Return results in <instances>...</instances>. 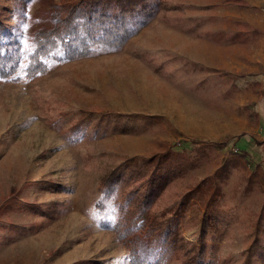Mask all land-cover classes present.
Segmentation results:
<instances>
[{
    "label": "rangeland",
    "instance_id": "374dc122",
    "mask_svg": "<svg viewBox=\"0 0 264 264\" xmlns=\"http://www.w3.org/2000/svg\"><path fill=\"white\" fill-rule=\"evenodd\" d=\"M166 3L119 50L50 60L32 77L20 68L23 59L10 78H0V264H129L125 246L103 224L105 212L95 207L102 174L123 158L151 157L164 143L194 153L203 141L224 140L168 181L160 208L246 151L247 169L220 174L228 217L223 231L206 238L215 264L243 262L247 224L264 200L263 188L242 190L248 169L261 161L264 170V0ZM51 10L39 0H0V19L25 46L35 29L51 25ZM187 17L201 31L229 34L240 20L252 37L216 43L185 30L180 19ZM91 111L126 116L104 123ZM132 176L126 186L142 187ZM184 220L181 235L196 242L198 225ZM175 258L166 264H180ZM254 264H264V253Z\"/></svg>",
    "mask_w": 264,
    "mask_h": 264
},
{
    "label": "trees",
    "instance_id": "16d2710c",
    "mask_svg": "<svg viewBox=\"0 0 264 264\" xmlns=\"http://www.w3.org/2000/svg\"><path fill=\"white\" fill-rule=\"evenodd\" d=\"M39 1L52 6L51 25L35 29L28 46L22 42L19 32L11 30L0 19L2 79L10 78L19 69L23 59L26 63L20 68L27 77H32L45 70L50 60L64 62L108 50H119L138 23L144 24L160 9L168 8L166 0ZM228 1L239 6L247 4L246 0ZM180 20L185 30L201 33L216 43H246L252 37L248 30H243L247 24L240 20L234 21L240 29L233 34L223 30L201 31L200 23L193 17ZM91 113L87 112L88 116H97L104 123L117 122L116 119L126 116L99 115L95 111ZM98 123V127L104 126V123ZM99 130L104 129L97 128L96 132ZM224 141H203L193 147L194 153L185 148L173 149L164 143L161 144V150L155 151L151 157L144 159L137 155L123 158L102 174L99 180L100 197L95 207L105 212L107 217L103 224L112 229L118 242L125 246L129 264H166L173 256L180 260V264H215L210 255L212 245L206 242V238L223 231V220L228 217V212L220 202L223 192L219 177L232 167L247 169L248 153L241 151L230 155L211 174L201 177L196 183H187L181 197L162 208L167 200L161 199L160 194L168 181L198 165L201 158L207 155L208 148L222 146ZM143 166L146 167L144 170ZM248 171L242 190L248 192L254 187L264 189L261 161ZM131 174L135 179L143 180L142 187L135 186L133 189L126 186ZM8 208L12 206H6L5 209ZM183 219L198 225L196 242H188L181 235ZM246 228L249 241L242 252L241 264H254L256 256L264 253V200L257 216Z\"/></svg>",
    "mask_w": 264,
    "mask_h": 264
}]
</instances>
